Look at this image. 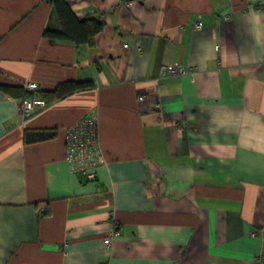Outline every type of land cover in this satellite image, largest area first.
<instances>
[{"label": "crops", "instance_id": "1", "mask_svg": "<svg viewBox=\"0 0 264 264\" xmlns=\"http://www.w3.org/2000/svg\"><path fill=\"white\" fill-rule=\"evenodd\" d=\"M64 1L104 19L93 43L48 39L47 0H0V85L93 84L28 118L0 89V264H264V0ZM91 115L88 180L65 155Z\"/></svg>", "mask_w": 264, "mask_h": 264}, {"label": "built area", "instance_id": "2", "mask_svg": "<svg viewBox=\"0 0 264 264\" xmlns=\"http://www.w3.org/2000/svg\"><path fill=\"white\" fill-rule=\"evenodd\" d=\"M202 22L198 19L196 26L200 27ZM163 71L167 73H187L186 69L179 65H164ZM24 88L31 90L36 89L35 82H27L23 84ZM48 105L46 99L34 95L31 97H24L19 101V107L24 117L28 118L37 111L43 109ZM66 160L71 168V171L77 176L93 180L96 177V170L98 166L104 161L103 151L98 142V119L95 115L81 118L75 125L69 128L66 134ZM264 231V227L260 230H252V236ZM114 233L110 231L107 233L102 242L105 246L112 245ZM97 264H106L104 261H99Z\"/></svg>", "mask_w": 264, "mask_h": 264}, {"label": "trees", "instance_id": "3", "mask_svg": "<svg viewBox=\"0 0 264 264\" xmlns=\"http://www.w3.org/2000/svg\"><path fill=\"white\" fill-rule=\"evenodd\" d=\"M52 3L57 12L62 31L46 30L45 34L50 40H69L75 44L93 43L95 35L102 30L104 19L100 16H87L78 18L73 14L64 0H47ZM93 84L89 81H65L59 83L54 89L48 91H28L21 85H0V89L21 100L24 97L38 95L46 101L52 102L64 98L74 92L90 89ZM52 130H33L25 132V141L33 142L52 137Z\"/></svg>", "mask_w": 264, "mask_h": 264}]
</instances>
